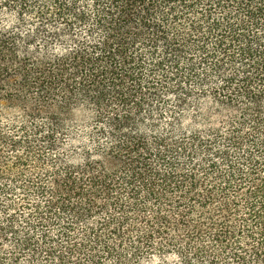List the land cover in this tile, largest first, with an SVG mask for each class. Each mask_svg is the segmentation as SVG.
<instances>
[{
	"label": "trees",
	"instance_id": "trees-1",
	"mask_svg": "<svg viewBox=\"0 0 264 264\" xmlns=\"http://www.w3.org/2000/svg\"><path fill=\"white\" fill-rule=\"evenodd\" d=\"M0 264H264V0H0Z\"/></svg>",
	"mask_w": 264,
	"mask_h": 264
}]
</instances>
